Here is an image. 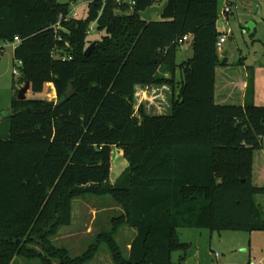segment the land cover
<instances>
[{"label": "trees", "instance_id": "obj_1", "mask_svg": "<svg viewBox=\"0 0 264 264\" xmlns=\"http://www.w3.org/2000/svg\"><path fill=\"white\" fill-rule=\"evenodd\" d=\"M156 2L93 0L78 18L71 2L0 0V44L20 38L21 84L57 93L12 101L0 138V264H87L103 243L114 264H172L189 245L180 228L264 231V107L243 102L244 58L219 56V0H166L144 20ZM93 24L105 34L86 56ZM186 35L193 57L178 64ZM163 85L167 113L136 108L139 87ZM114 147L129 165L112 183ZM89 195L112 197L122 213L75 257L52 238ZM123 226L136 230L128 253L116 240Z\"/></svg>", "mask_w": 264, "mask_h": 264}, {"label": "rangeland", "instance_id": "obj_2", "mask_svg": "<svg viewBox=\"0 0 264 264\" xmlns=\"http://www.w3.org/2000/svg\"><path fill=\"white\" fill-rule=\"evenodd\" d=\"M91 1L93 0H59L61 3L71 2L72 13L76 12L78 18L86 16L88 4ZM228 2L232 5L229 20L223 19L219 14L217 22L220 34L227 35V41L218 50L219 56L230 64H235L244 58L249 76L244 103L264 107V1H258L259 6L255 0H228ZM218 3L220 11L226 0H219ZM250 23L256 28L249 27ZM104 34L105 32L98 31L93 24L89 31L87 47ZM14 47L15 45L10 42L0 44V113L6 116L0 122V138L8 136L11 104L13 100L18 99L19 91L25 85L21 84L20 77L14 74L15 69L21 71L18 60L14 58ZM226 51L228 55L225 57ZM181 61H183L181 55L178 54L177 62ZM164 86L139 87L136 108L143 104L146 112L167 113L171 104V89L170 86ZM143 89L146 92L142 91ZM27 98L57 101V93L54 86L47 84L42 93H34L30 90ZM128 165L123 150L114 147L111 158L110 180L112 183L118 180ZM257 200L263 204L264 208V196H257ZM113 202L110 196L89 195L75 199L73 201L74 223L71 226L61 227L58 234L52 238L53 243L57 247L70 250L72 256L83 254L90 245L95 243L96 237L85 238L84 236L82 243L80 242L81 245L78 241L75 242L78 245H74L69 232L71 230L74 233L83 232L86 229L85 221L93 228L92 234L97 231L98 233L110 231L111 219L120 215L114 209ZM94 209L100 210L99 219L95 223L91 220ZM179 238L182 243L189 244L188 249L185 252H174L172 264H188L191 259L198 257H200L199 264H217L215 253L220 254V261H233L239 264L258 262L264 257V231H211L207 228H180ZM122 240V238L119 239V244L126 252V244ZM85 243H87L86 246ZM99 250L102 254H110L106 243L101 244ZM15 258L13 264H41L39 259L30 260L20 256ZM53 264H60V262L54 259Z\"/></svg>", "mask_w": 264, "mask_h": 264}, {"label": "crops", "instance_id": "obj_3", "mask_svg": "<svg viewBox=\"0 0 264 264\" xmlns=\"http://www.w3.org/2000/svg\"><path fill=\"white\" fill-rule=\"evenodd\" d=\"M166 0H157V2L155 3V5H162V4H164V2H165ZM241 1V0H240ZM257 3H258V1H260V0H255ZM264 1V0H263ZM264 3V2H263ZM258 6H259V3H258ZM223 9V8H222ZM221 11V10H220ZM219 11V12H220ZM159 14H156V15H154L153 16V19H156L157 18V16H158ZM229 16H228V20H229ZM252 24V23H251ZM256 28V26L253 24V28L252 29H255ZM187 44H186V46L184 45L185 43H183L182 44V46H181V48L179 49V51H178V53H177V56H178V54H180L181 55V58H182V60L183 61H181V62H177L178 64H181L182 62H184L185 60H189V59H191L192 57H193V49H192V45H191V39L189 40V41H187L186 42ZM15 46H16V43L14 42L13 43ZM15 48V47H14ZM3 49V48H2ZM224 54H226V56L228 55V51H226ZM225 56V57H226ZM177 76H178V78H179V72L177 73ZM245 76H248V73L247 74H245ZM247 82L245 81V82H243V84H242V87H243V90H244V95H243V102L245 101V96H246V88H247ZM48 85H52V86H54L53 84H48ZM164 87H167L166 85L164 86ZM55 89V88H54ZM171 89V88H170ZM142 91H144V92H146L144 89L142 90ZM29 93V92H28ZM171 93V92H170ZM138 94V93H137ZM114 203V209H116L118 212H119V214H121L122 213V209L119 207V206H117L116 204H115V202H113ZM99 213H100V210H96V209H94L93 210V218L91 219L92 220V222L93 223H95V222H97L98 221V219H99ZM90 220V221H91ZM112 220V219H111ZM73 223H74V206H73V211H72V223L70 224V226L71 225H73ZM85 230L83 231V232H79V233H74V232H72V230L69 232V235H71V239H73L74 241H73V244L74 245H78V243L81 245V243H82V240H83V238H84V236H85V238H93V237H96L98 234H100V233H102V232H105V231H102V232H99L98 233V231L96 232V233H94V234H92V231H93V228L90 226V225H88V223H86V221H85ZM99 229V228H98ZM178 232H179V230H178ZM135 236H136V230L134 229V228H131V227H128V226H123L120 230H119V232L117 233V235H116V240H117V242L118 243H120L119 242V239L121 240V238L123 239L122 241L126 244V248H127V250H126V252L125 253H128L129 252V250H130V245H131V243H132V241H133V239L135 238ZM81 237V238H80ZM76 241H78V243L77 244H75V242ZM81 242V243H80ZM85 246L87 245V243H85L84 244ZM70 251V250H69ZM76 256H79V254L78 255H75V257ZM16 260V258H14V260H13V262L11 263V264H13L14 263V261ZM172 260H173V257H172ZM193 261V263L194 264H199V262H200V257H198V258H193L192 259ZM223 261V260H222ZM87 264H114V262H113V260H112V257H111V254H106V253H104V254H102L101 252H100V250H99V252L96 254V256H95V258L93 259V260H91L89 263H87ZM250 264H264V257L262 258V259H260L258 262H254V263H250Z\"/></svg>", "mask_w": 264, "mask_h": 264}, {"label": "water", "instance_id": "obj_4", "mask_svg": "<svg viewBox=\"0 0 264 264\" xmlns=\"http://www.w3.org/2000/svg\"><path fill=\"white\" fill-rule=\"evenodd\" d=\"M165 9V4L162 5H153L149 8H147L145 11L140 12L141 17L146 20V21H152L153 20V16L156 14H162L163 11ZM249 27L253 28V24H249ZM96 46V41H94L92 44H90L86 50H85V55L86 56H90L91 53L93 52L94 48ZM224 56H226V54H224ZM31 90V82L30 81H26L25 85L20 89L19 91V97L18 99L23 101L27 99V94L28 92ZM12 114V113H11ZM11 114L9 116H11ZM7 116V117H9ZM6 117L5 114H3L2 112L0 113V122L1 120ZM193 260L191 259L189 261L188 264H194L192 262Z\"/></svg>", "mask_w": 264, "mask_h": 264}, {"label": "built area", "instance_id": "obj_5", "mask_svg": "<svg viewBox=\"0 0 264 264\" xmlns=\"http://www.w3.org/2000/svg\"><path fill=\"white\" fill-rule=\"evenodd\" d=\"M232 12V5L230 2H228V0H226V3L223 7V9L221 10L220 17H222L225 20H228V16L229 14ZM74 16H77V13L74 12L73 13ZM62 19V16H60V20ZM191 39V37L189 35H186L182 40H180V43H186L187 41H189ZM227 41V35L226 34H222L218 41H217V49H221L223 47V44ZM20 42V38L18 36L15 37V43ZM18 64L21 66L22 65V61H18ZM14 74L19 76L20 75V71L15 69L14 70ZM215 258L217 260V264H239L237 262H233V261H220V254L219 253H215Z\"/></svg>", "mask_w": 264, "mask_h": 264}]
</instances>
